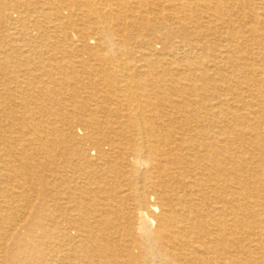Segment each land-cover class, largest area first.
Here are the masks:
<instances>
[{"label":"bare ground","instance_id":"obj_1","mask_svg":"<svg viewBox=\"0 0 264 264\" xmlns=\"http://www.w3.org/2000/svg\"><path fill=\"white\" fill-rule=\"evenodd\" d=\"M0 264H264V0H0Z\"/></svg>","mask_w":264,"mask_h":264},{"label":"rangeland","instance_id":"obj_2","mask_svg":"<svg viewBox=\"0 0 264 264\" xmlns=\"http://www.w3.org/2000/svg\"><path fill=\"white\" fill-rule=\"evenodd\" d=\"M156 46H159V45H156ZM45 173H47V171Z\"/></svg>","mask_w":264,"mask_h":264}]
</instances>
